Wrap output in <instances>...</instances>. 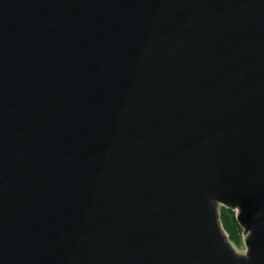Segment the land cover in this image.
Returning <instances> with one entry per match:
<instances>
[{
    "label": "water",
    "instance_id": "95a60500",
    "mask_svg": "<svg viewBox=\"0 0 264 264\" xmlns=\"http://www.w3.org/2000/svg\"><path fill=\"white\" fill-rule=\"evenodd\" d=\"M0 264H264V0H0Z\"/></svg>",
    "mask_w": 264,
    "mask_h": 264
},
{
    "label": "trees",
    "instance_id": "16d2710c",
    "mask_svg": "<svg viewBox=\"0 0 264 264\" xmlns=\"http://www.w3.org/2000/svg\"><path fill=\"white\" fill-rule=\"evenodd\" d=\"M220 220L224 230L228 234L230 242L237 243L239 240L238 235L242 230L235 220V213L229 209L221 207Z\"/></svg>",
    "mask_w": 264,
    "mask_h": 264
},
{
    "label": "rangeland",
    "instance_id": "374dc122",
    "mask_svg": "<svg viewBox=\"0 0 264 264\" xmlns=\"http://www.w3.org/2000/svg\"><path fill=\"white\" fill-rule=\"evenodd\" d=\"M238 242L237 243H232V245L234 246V248L239 252V253H243L245 251V246H244V242H243V238H244V235L243 233H239L238 235Z\"/></svg>",
    "mask_w": 264,
    "mask_h": 264
}]
</instances>
